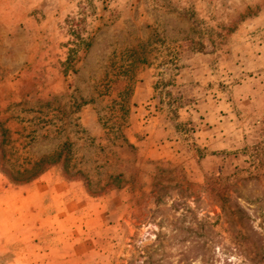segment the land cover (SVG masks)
Segmentation results:
<instances>
[{
	"label": "rangeland",
	"instance_id": "374dc122",
	"mask_svg": "<svg viewBox=\"0 0 264 264\" xmlns=\"http://www.w3.org/2000/svg\"><path fill=\"white\" fill-rule=\"evenodd\" d=\"M0 264H264V0H0Z\"/></svg>",
	"mask_w": 264,
	"mask_h": 264
}]
</instances>
